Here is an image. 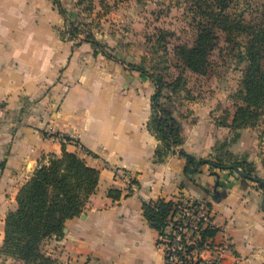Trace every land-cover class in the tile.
Here are the masks:
<instances>
[{
	"label": "crops",
	"instance_id": "0c3cea01",
	"mask_svg": "<svg viewBox=\"0 0 264 264\" xmlns=\"http://www.w3.org/2000/svg\"><path fill=\"white\" fill-rule=\"evenodd\" d=\"M57 1L63 8L81 4ZM63 21L54 0H0V247L5 215L16 207L19 188L44 154L59 155L65 145L99 177L82 212L65 221L61 235L43 240L42 250L52 257L65 264H163L142 202L181 195L208 201L219 228L202 258L264 264L262 189L243 181L237 169L207 162L194 171L186 168L190 156H214L216 146L227 141L224 149L251 162L264 182V136L261 127H231L239 103L234 92L212 76L215 85L207 83L171 106L182 143L155 161L160 140L147 126L154 83L125 63L94 55L88 41L75 44L80 33L64 34ZM129 54V64L135 63ZM123 173L136 182H125ZM110 190L119 191V199ZM7 260L15 259L0 252V264Z\"/></svg>",
	"mask_w": 264,
	"mask_h": 264
},
{
	"label": "trees",
	"instance_id": "16d2710c",
	"mask_svg": "<svg viewBox=\"0 0 264 264\" xmlns=\"http://www.w3.org/2000/svg\"><path fill=\"white\" fill-rule=\"evenodd\" d=\"M60 11L73 20V12L66 11L63 6L54 0ZM85 0H80L83 2ZM199 2V1H198ZM215 6L203 9L198 4L199 14L207 19L212 25L219 27L227 36H244L246 38L240 60L246 62L241 84L233 94L236 110L231 123L233 129L261 124V136H264V10L261 19L256 23H245L231 19L224 13L228 3L226 0H216ZM107 3L100 0V6L107 8ZM105 13V12H104ZM66 22V20H65ZM199 29L195 45L192 47L180 46L179 54L186 65L194 72L205 74L193 63L194 58L202 60L205 58L208 48L212 47V35L210 28L199 22ZM70 37H75L81 31L70 23ZM207 44V45H206ZM207 46V47H206ZM97 51L94 52V55ZM205 63L207 61L204 60ZM130 68L147 75L155 85V91L151 96V117L147 123L160 143L154 151V160L160 161L174 147L182 143V127L180 121L172 114L169 107L162 105L163 89L167 83L162 75L147 71L142 65L130 64ZM178 79V77L176 78ZM238 136L234 133L232 140ZM69 139L65 136V140ZM227 142V141H226ZM226 142H222L217 148V154L210 157L195 160L189 157V164L210 163L220 168L237 169L243 181H254L262 189L264 198V182L257 176L254 166L244 157H236L224 149ZM220 151V152H219ZM180 153L187 155L182 149ZM225 157L227 159H225ZM231 158V160H229ZM187 172V170L185 169ZM99 172L95 167L89 165L78 153L66 150L62 145V152L44 154L33 169L29 178L21 185L16 195V207L6 212L4 219V236L0 252L9 256L21 264H65L57 258L42 250L43 240L51 235H61L64 223L67 219L79 215L89 196L95 191L98 184ZM132 182H136L132 179ZM109 195L119 199V191L110 190ZM184 199L191 200L193 205L199 204L203 199L185 198L178 196L175 199L143 201V217L149 225L157 231L156 245L165 243L171 245L177 237L178 225L185 222L179 214L178 205ZM208 214L205 221L200 220L196 241L188 244L185 234L180 233V240L184 250L163 252V264H214L202 258L200 252L206 247L214 246V238L219 228L213 223L211 205L205 201ZM202 221V222H201ZM167 240V241H165Z\"/></svg>",
	"mask_w": 264,
	"mask_h": 264
},
{
	"label": "rangeland",
	"instance_id": "374dc122",
	"mask_svg": "<svg viewBox=\"0 0 264 264\" xmlns=\"http://www.w3.org/2000/svg\"><path fill=\"white\" fill-rule=\"evenodd\" d=\"M114 1L107 5V8L99 7L100 0H85L78 5L76 3L73 5L75 9L64 7L66 11L73 12V20L65 14L62 32L70 35L68 31L71 28L70 23H73L81 31L79 37L74 39L75 44L83 40L88 41L93 54L97 51V54L108 59L125 63L128 68L130 61L127 56L132 53L135 62L133 64L146 67L150 73L162 75L168 84L163 89V96L166 97L162 100L164 107L183 103L184 99L191 97L192 91L200 93L203 85L216 81V78L211 79L212 76L218 77L219 87H224L227 92H236L246 67V62H242L239 56L246 38L227 36L219 27L201 17L197 5L201 4L202 11L208 6H215L218 10L214 4L216 0ZM226 2L228 7L224 13L233 20L256 23L262 17L264 0ZM98 12L105 13L98 17ZM200 21H203L207 28H210L209 32L214 35L213 45L208 48L205 58L192 60L198 68L206 70L205 74L188 68L186 60L179 54L180 46L195 45L199 29L202 28ZM260 126L259 123L255 127ZM5 264L21 262L7 260Z\"/></svg>",
	"mask_w": 264,
	"mask_h": 264
},
{
	"label": "built area",
	"instance_id": "2783aa9c",
	"mask_svg": "<svg viewBox=\"0 0 264 264\" xmlns=\"http://www.w3.org/2000/svg\"><path fill=\"white\" fill-rule=\"evenodd\" d=\"M60 137L65 140V136ZM121 177L127 183H130L132 180V176L128 173H123ZM178 208L180 210L178 211L179 214L177 215L176 219L178 217H182L185 222H182V224L178 225V232L176 233L177 237L174 239V242L171 245L165 243L159 246L162 249V253L165 249L168 251L184 250L183 244L180 243V233L185 234V241L188 244L194 243L198 236L200 220L205 221L207 218L208 208L205 206L204 200L199 204L193 205L191 200L184 199L183 202L178 205Z\"/></svg>",
	"mask_w": 264,
	"mask_h": 264
},
{
	"label": "water",
	"instance_id": "95a60500",
	"mask_svg": "<svg viewBox=\"0 0 264 264\" xmlns=\"http://www.w3.org/2000/svg\"><path fill=\"white\" fill-rule=\"evenodd\" d=\"M197 164V163H196ZM196 164H195V166L194 167H190V166H188V170L189 171H194L195 170V168H196Z\"/></svg>",
	"mask_w": 264,
	"mask_h": 264
},
{
	"label": "bare ground",
	"instance_id": "6f19581e",
	"mask_svg": "<svg viewBox=\"0 0 264 264\" xmlns=\"http://www.w3.org/2000/svg\"><path fill=\"white\" fill-rule=\"evenodd\" d=\"M219 256V255H218Z\"/></svg>",
	"mask_w": 264,
	"mask_h": 264
}]
</instances>
